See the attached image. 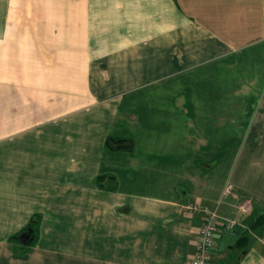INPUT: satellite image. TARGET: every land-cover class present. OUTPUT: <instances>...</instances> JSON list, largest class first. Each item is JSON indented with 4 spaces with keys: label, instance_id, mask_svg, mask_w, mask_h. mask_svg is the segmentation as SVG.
Here are the masks:
<instances>
[{
    "label": "crops",
    "instance_id": "1",
    "mask_svg": "<svg viewBox=\"0 0 264 264\" xmlns=\"http://www.w3.org/2000/svg\"><path fill=\"white\" fill-rule=\"evenodd\" d=\"M244 202L212 264H264V0H0V264H186Z\"/></svg>",
    "mask_w": 264,
    "mask_h": 264
},
{
    "label": "built area",
    "instance_id": "2",
    "mask_svg": "<svg viewBox=\"0 0 264 264\" xmlns=\"http://www.w3.org/2000/svg\"><path fill=\"white\" fill-rule=\"evenodd\" d=\"M232 189V183L228 182L223 191V197L228 196ZM248 207L249 203L244 202L238 206V211L233 215L221 217L216 209L206 205L200 203L186 204L184 206L185 209L199 213L202 217V223L197 231L195 253L186 264H212L211 257L215 234L221 229L231 233L238 222L240 212L246 211Z\"/></svg>",
    "mask_w": 264,
    "mask_h": 264
},
{
    "label": "trees",
    "instance_id": "3",
    "mask_svg": "<svg viewBox=\"0 0 264 264\" xmlns=\"http://www.w3.org/2000/svg\"><path fill=\"white\" fill-rule=\"evenodd\" d=\"M107 146L114 150L119 149H130L132 146L131 141L127 139H107ZM101 177H99L100 180ZM260 226H264V211L258 215L254 221L252 222V227L257 228ZM22 235V236H21ZM11 238L15 239L18 244L26 251L28 250L36 240L35 229L32 227L30 223L24 229H22L18 234L13 235ZM248 237L240 236L236 239V247L241 248V255L246 251L245 248L247 246Z\"/></svg>",
    "mask_w": 264,
    "mask_h": 264
},
{
    "label": "rangeland",
    "instance_id": "4",
    "mask_svg": "<svg viewBox=\"0 0 264 264\" xmlns=\"http://www.w3.org/2000/svg\"><path fill=\"white\" fill-rule=\"evenodd\" d=\"M223 139H224V137H222ZM221 139V138H220ZM228 139V138H227ZM232 139H239V138H237V137H234V138H232ZM233 148H231V149H227V150H232ZM15 244H16V242H15ZM18 245V244H17Z\"/></svg>",
    "mask_w": 264,
    "mask_h": 264
},
{
    "label": "water",
    "instance_id": "5",
    "mask_svg": "<svg viewBox=\"0 0 264 264\" xmlns=\"http://www.w3.org/2000/svg\"><path fill=\"white\" fill-rule=\"evenodd\" d=\"M22 236V235H21Z\"/></svg>",
    "mask_w": 264,
    "mask_h": 264
}]
</instances>
